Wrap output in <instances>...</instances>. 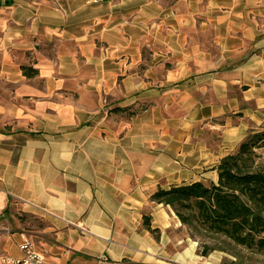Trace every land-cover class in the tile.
Returning a JSON list of instances; mask_svg holds the SVG:
<instances>
[{
    "label": "crops",
    "instance_id": "obj_1",
    "mask_svg": "<svg viewBox=\"0 0 264 264\" xmlns=\"http://www.w3.org/2000/svg\"><path fill=\"white\" fill-rule=\"evenodd\" d=\"M263 127L264 0H0V264H215L150 197Z\"/></svg>",
    "mask_w": 264,
    "mask_h": 264
},
{
    "label": "trees",
    "instance_id": "obj_2",
    "mask_svg": "<svg viewBox=\"0 0 264 264\" xmlns=\"http://www.w3.org/2000/svg\"><path fill=\"white\" fill-rule=\"evenodd\" d=\"M25 76L35 73L23 67ZM264 149V128L249 131L243 141L215 167L217 183L200 182L158 189L150 201L170 207L190 238H223L234 247L264 255V167L257 150ZM150 230V218H143ZM223 247L203 243L205 257Z\"/></svg>",
    "mask_w": 264,
    "mask_h": 264
},
{
    "label": "rangeland",
    "instance_id": "obj_3",
    "mask_svg": "<svg viewBox=\"0 0 264 264\" xmlns=\"http://www.w3.org/2000/svg\"><path fill=\"white\" fill-rule=\"evenodd\" d=\"M257 153L259 154L257 162L264 167V149L257 150ZM26 219L28 226L37 228L44 226V223L40 219L33 216H27ZM191 239L196 242L197 248H200L203 243H207L209 246L224 248V251L214 250L210 253L212 257L216 258L215 264H264L263 254L254 253L240 247H234L223 238L208 239L195 236V238Z\"/></svg>",
    "mask_w": 264,
    "mask_h": 264
},
{
    "label": "built area",
    "instance_id": "obj_4",
    "mask_svg": "<svg viewBox=\"0 0 264 264\" xmlns=\"http://www.w3.org/2000/svg\"><path fill=\"white\" fill-rule=\"evenodd\" d=\"M2 234L0 231V241ZM21 257L19 259H7L4 261L5 264H46L44 255L36 250L32 243L27 239L23 238L19 245Z\"/></svg>",
    "mask_w": 264,
    "mask_h": 264
}]
</instances>
